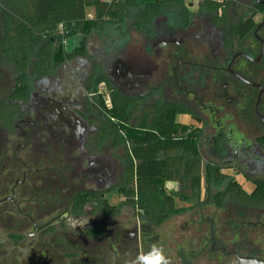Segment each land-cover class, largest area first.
Here are the masks:
<instances>
[{"label": "flooded vegetation", "instance_id": "af4514ba", "mask_svg": "<svg viewBox=\"0 0 264 264\" xmlns=\"http://www.w3.org/2000/svg\"><path fill=\"white\" fill-rule=\"evenodd\" d=\"M210 1L166 5L151 26L126 35L122 27L99 40L91 32L82 51L64 50L53 74L33 81L13 129H0V264H133L153 245L170 264H187L176 216L151 224L118 195L127 148L97 137L109 117L99 103L109 109L113 96L119 141L124 129L163 127L173 113L179 139L196 140L202 175L211 165L226 183L264 182V0ZM240 22L253 25L237 36ZM97 78L104 82L94 90ZM49 152L67 160V184L57 186L68 191L65 203L43 201L35 166ZM113 192L118 202H107L120 212L107 218L94 198ZM205 194L202 183L193 205L201 226L221 212ZM197 241L200 252L220 253L214 238Z\"/></svg>", "mask_w": 264, "mask_h": 264}, {"label": "trees", "instance_id": "16d2710c", "mask_svg": "<svg viewBox=\"0 0 264 264\" xmlns=\"http://www.w3.org/2000/svg\"><path fill=\"white\" fill-rule=\"evenodd\" d=\"M185 1L0 0V129L8 132L13 129V123L20 118L17 103L28 101L33 81L52 75L64 61V41L67 38L87 37L91 32L106 26L116 30L129 23L149 27L160 13L167 12L166 5L181 7ZM206 3L210 8L214 4L210 0H206ZM252 25V22H240L234 26L233 32L241 36ZM238 26L247 28L238 33ZM102 82L103 78H97L89 85L96 90ZM99 106L104 107L109 117L99 129L97 137H100V141L112 139L114 148H127L118 195L124 199L123 205L132 206L137 215L149 223L159 225L181 211L177 210L175 197L165 191L164 182L179 181L192 189L196 197L204 183L205 202L214 204L227 216L233 214V217H242L245 211L264 209L263 181L255 182L253 189L247 192L233 179L226 183L218 169L211 165L204 168V175L201 174L196 140L192 136H187L185 140L179 139V127L174 124L173 113L163 127L141 131L124 129V138L119 141L114 96L109 109L103 102ZM259 142L264 145V138ZM51 155L43 156V162L35 167L39 170L43 201L65 203L68 191L57 186L67 184V160L59 163ZM221 186L223 190L212 193V188ZM88 196L101 203L107 218L119 214L120 210L107 200L94 198L92 194ZM225 201L230 202L232 207L225 208ZM227 221L230 224L234 222L229 218ZM209 225V230L214 232L212 225ZM228 226L233 233L237 230L232 225Z\"/></svg>", "mask_w": 264, "mask_h": 264}, {"label": "rangeland", "instance_id": "374dc122", "mask_svg": "<svg viewBox=\"0 0 264 264\" xmlns=\"http://www.w3.org/2000/svg\"><path fill=\"white\" fill-rule=\"evenodd\" d=\"M188 1L195 5V0ZM129 22H131V20ZM130 26H132V23L123 27V34L126 35V31ZM113 29V27L108 26L102 27L99 30L93 31L91 35L94 36L93 39L97 38L98 40L103 36H106V38L110 35L116 36L118 32L113 31ZM31 89H33V83ZM112 167L109 169L110 172L113 169ZM261 170L264 171V167ZM229 174L233 177L234 173L232 174V171H229ZM234 179L238 183H241L242 187L247 192L253 189L252 185L244 178L235 176ZM163 187L167 193L175 197L177 210H181L175 217L177 227L173 231L177 238L183 235L182 246L186 251L187 264H235L236 257L246 256L264 260V217L262 216L264 209L255 212L245 211V216L242 217H240L241 215H237L238 217L234 216V222L231 224L233 228L237 229L234 233L227 225V218L231 221L233 214L227 216L225 212L214 213L217 218L215 221H218V223L215 222L214 227L212 225L214 232H211L209 230L210 225L206 224L208 222L201 226L202 220L201 218L200 220L198 219L196 210L193 206L195 205V201L199 199V195L196 197L192 189L190 190L188 187H185L179 181L164 182ZM106 198L110 204L118 202L115 192L106 195ZM210 216L212 217L213 214H210ZM172 222L173 221L170 222V225ZM210 236L215 239L216 246L215 244L214 246L220 253H212L209 248L208 250L202 248L203 251H199L197 240L200 238L207 240ZM222 251L226 254L234 252V255L233 257L231 255L228 257L226 254L222 253ZM174 259L179 262L176 255Z\"/></svg>", "mask_w": 264, "mask_h": 264}, {"label": "water", "instance_id": "95a60500", "mask_svg": "<svg viewBox=\"0 0 264 264\" xmlns=\"http://www.w3.org/2000/svg\"><path fill=\"white\" fill-rule=\"evenodd\" d=\"M84 46L85 36L69 37L64 41V50L67 54L82 51L84 49ZM235 264H264V260L249 256L236 257Z\"/></svg>", "mask_w": 264, "mask_h": 264}, {"label": "clouds", "instance_id": "9594fccd", "mask_svg": "<svg viewBox=\"0 0 264 264\" xmlns=\"http://www.w3.org/2000/svg\"><path fill=\"white\" fill-rule=\"evenodd\" d=\"M133 264H170V261L162 247L153 245L146 254L139 255Z\"/></svg>", "mask_w": 264, "mask_h": 264}, {"label": "built area", "instance_id": "2783aa9c", "mask_svg": "<svg viewBox=\"0 0 264 264\" xmlns=\"http://www.w3.org/2000/svg\"><path fill=\"white\" fill-rule=\"evenodd\" d=\"M59 30H60V32H61V31H62V28L60 27V29H59Z\"/></svg>", "mask_w": 264, "mask_h": 264}]
</instances>
